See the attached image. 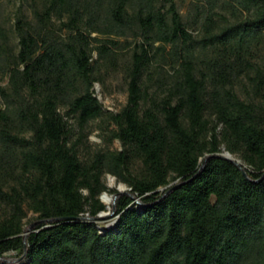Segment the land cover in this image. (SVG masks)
Listing matches in <instances>:
<instances>
[{"label":"trees","instance_id":"16d2710c","mask_svg":"<svg viewBox=\"0 0 264 264\" xmlns=\"http://www.w3.org/2000/svg\"><path fill=\"white\" fill-rule=\"evenodd\" d=\"M0 264H264V0H0Z\"/></svg>","mask_w":264,"mask_h":264},{"label":"rangeland","instance_id":"374dc122","mask_svg":"<svg viewBox=\"0 0 264 264\" xmlns=\"http://www.w3.org/2000/svg\"><path fill=\"white\" fill-rule=\"evenodd\" d=\"M192 1L196 0H177L178 5L181 6L182 12H184L185 7ZM12 6L8 8L11 10ZM102 84H95V92L98 97V100L103 106L105 112H113L117 113L119 110L123 108L126 104V85L123 80V76L119 71L105 74L103 77ZM105 124L101 123L100 120L94 121L89 124L87 128V138L84 144L80 145L79 153L81 156H84L88 152H94L98 149H110V150H119L120 144L117 141H113L112 143H108L105 139ZM234 159L235 156H233ZM103 183L109 190H117L119 192H124L128 190L125 184L117 182L116 178L106 175L103 178ZM120 187H122L121 190ZM112 195L105 192L101 194L99 200L106 206V212L100 213L98 216L101 218H105L102 221L98 222L100 227H109L113 223V219L110 218V205L112 203ZM34 217L33 214L28 213L27 218L24 220L26 223Z\"/></svg>","mask_w":264,"mask_h":264},{"label":"water","instance_id":"95a60500","mask_svg":"<svg viewBox=\"0 0 264 264\" xmlns=\"http://www.w3.org/2000/svg\"><path fill=\"white\" fill-rule=\"evenodd\" d=\"M221 157L226 158V159H228V160H231V161H233V162L239 163V161H237L236 159H234L233 156L230 155V154L227 153V152L224 153ZM121 189H122V187H120L119 190H121Z\"/></svg>","mask_w":264,"mask_h":264}]
</instances>
